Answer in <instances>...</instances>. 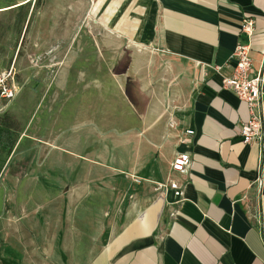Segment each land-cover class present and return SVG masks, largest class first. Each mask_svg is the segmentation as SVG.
<instances>
[{"label":"crops","instance_id":"0c3cea01","mask_svg":"<svg viewBox=\"0 0 264 264\" xmlns=\"http://www.w3.org/2000/svg\"><path fill=\"white\" fill-rule=\"evenodd\" d=\"M86 2L89 18L128 47L125 70L108 73L105 88L95 70L65 67L46 105L42 94L30 97L32 112H47L33 120V163L4 177L16 146L1 151L0 181L16 184L6 195L20 198L23 215L46 195L56 208L44 202L43 226L34 218L9 222V247L24 251L15 257L264 264V225L255 217L259 209L264 215V141L244 142L249 108L223 86L238 43L251 44L253 67L260 66L264 0ZM246 18L255 21L252 38L241 30ZM183 151L192 156L184 174L172 169Z\"/></svg>","mask_w":264,"mask_h":264},{"label":"rangeland","instance_id":"374dc122","mask_svg":"<svg viewBox=\"0 0 264 264\" xmlns=\"http://www.w3.org/2000/svg\"><path fill=\"white\" fill-rule=\"evenodd\" d=\"M13 1L0 0V79L6 78L16 90L11 98L0 97V124L8 117L17 123L16 149L4 177L29 170L34 160L35 146L30 147L35 140L33 120L36 114L47 116V112L42 109L32 112L30 97L42 94L39 105H46L51 81L65 67L79 69L81 74L95 70L107 88L108 73L115 68L119 72L125 70L123 58L128 49L120 39L99 28L89 18L86 0ZM55 46H58L57 51H53ZM4 157L6 154H1L0 173L6 162ZM9 180L0 181V264H23L15 257L24 255L22 248L9 247V222L34 218L43 226L47 222L40 211L44 202L53 204L52 211L56 204L53 196L46 195L44 202L43 197L34 199L30 211L23 215L18 209L20 198L6 195L8 188L16 189V184ZM51 183L46 180V184Z\"/></svg>","mask_w":264,"mask_h":264},{"label":"built area","instance_id":"2783aa9c","mask_svg":"<svg viewBox=\"0 0 264 264\" xmlns=\"http://www.w3.org/2000/svg\"><path fill=\"white\" fill-rule=\"evenodd\" d=\"M241 30L247 33L251 38L255 31V21L253 19L246 18L243 20ZM58 46L53 48V51H57ZM250 43H238L233 53V58L236 61V67L231 75H227L223 78L224 88L232 89L239 99L244 101L249 108V118L242 122L240 134L246 143H263L264 141V53L260 61L259 68H254L252 59L250 57L251 52ZM40 59V58H39ZM15 88L10 86L5 79H0V97L11 98L15 95ZM172 126H175L174 122H171ZM187 136L194 134V130H185ZM182 140L188 141L183 136ZM190 140V139H189ZM192 161V156L187 151L178 153L172 162V169L176 172L184 174L189 169ZM260 210V209H259ZM257 211L255 217L259 222L264 225V215L262 211Z\"/></svg>","mask_w":264,"mask_h":264},{"label":"trees","instance_id":"16d2710c","mask_svg":"<svg viewBox=\"0 0 264 264\" xmlns=\"http://www.w3.org/2000/svg\"><path fill=\"white\" fill-rule=\"evenodd\" d=\"M16 127V121H11L9 117L4 119L0 124V153L1 151L12 152L16 146Z\"/></svg>","mask_w":264,"mask_h":264}]
</instances>
